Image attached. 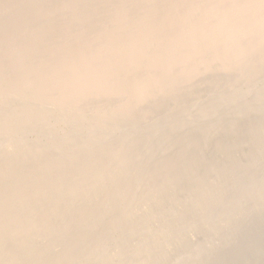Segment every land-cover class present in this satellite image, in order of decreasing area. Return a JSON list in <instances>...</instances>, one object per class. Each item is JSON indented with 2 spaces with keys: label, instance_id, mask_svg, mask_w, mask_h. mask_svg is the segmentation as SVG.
<instances>
[{
  "label": "bare ground",
  "instance_id": "1",
  "mask_svg": "<svg viewBox=\"0 0 264 264\" xmlns=\"http://www.w3.org/2000/svg\"><path fill=\"white\" fill-rule=\"evenodd\" d=\"M41 3L35 0L27 15L23 0H0V91L11 94L0 95V264H264V165L253 167L264 160V111L256 103L264 88L249 92V104H241L242 92H231L235 82L251 89L264 69V0H108L91 14L83 11L89 9L85 0ZM64 8L74 13L58 22L53 15ZM12 11L20 13L22 33L9 38ZM40 15L45 23L35 35L30 23ZM71 40L81 43L71 48ZM11 41L15 48L9 50ZM10 59L16 64L5 66ZM219 79L226 84L225 114L207 115L218 93L197 102L196 123L180 119L195 91ZM15 93L40 98L17 103ZM166 109L176 115L164 124L183 126V137L157 142V164L136 175L143 190L121 180L110 185L115 167L125 162L121 155L130 146L137 151L155 131L145 128L125 136L110 166L104 153H86L87 168L71 176L79 159L67 157L65 141L86 130L65 131L67 118H90L87 125L118 116L141 122ZM50 116L60 122L52 126ZM247 120L259 126L254 142L229 146L241 132L237 123ZM117 125L110 132L124 128ZM16 130L19 147L11 138ZM37 138L48 145L39 146ZM235 150L246 163L229 164ZM59 165L76 186L65 190L58 180L54 197L49 187ZM253 169L259 175L248 180ZM231 175L237 179L224 190ZM89 234L90 242L82 239Z\"/></svg>",
  "mask_w": 264,
  "mask_h": 264
},
{
  "label": "rangeland",
  "instance_id": "2",
  "mask_svg": "<svg viewBox=\"0 0 264 264\" xmlns=\"http://www.w3.org/2000/svg\"><path fill=\"white\" fill-rule=\"evenodd\" d=\"M69 1L74 6H75V4H77L76 0H69ZM107 1L108 0H99V2L101 4L95 5L94 0H85L87 7L89 9L83 10V11L86 12L87 14H91L92 11L98 5L107 6ZM34 2H35V0H23V5H24L23 9L27 15L29 14V12H31L30 7H32ZM55 3L59 4V0H42V3L40 6L46 7L48 4L51 5V4H55ZM65 9L66 8L62 9V11L60 13H58V12L54 13L53 18H56L58 22H62L63 20H65L69 17H72L74 10H70V9L65 10ZM11 15H13V17H11L12 24H11V27L9 29L10 34L7 33L9 38L13 36L14 32H15L16 37H18L22 33V31L16 27V19H18V17L20 16V13L15 14L12 11ZM44 23H45V18L42 15H40L36 20H33L30 23V27H31V29L35 35L39 34V31L42 28V24H44ZM13 26H15V27H13ZM75 30H77V29H75ZM69 43L71 44L70 45L71 48L72 47L74 48L76 46V43H81V42L77 41V40L76 41L71 40ZM60 45H62V44H60ZM7 47L9 48V50H11V48H15V43L11 41L10 44L7 45ZM11 53H14V52L11 51ZM39 53H40V51H38V54ZM35 60H37V59L35 58L34 60H31L29 58L27 60V62L33 63ZM14 61H15L14 59H10L9 61L5 62L6 63L5 66L12 67L14 64H16ZM258 72H259V75H257L255 82L257 81V83L261 86L258 85L259 87L257 88V85H256L257 83H255L256 86L254 85V83L250 84V86H249V87H251V86L256 87L255 88L256 91L252 87H251V89L247 88L245 86V84L241 83V82H235V84L232 85V87H231L232 91L231 92L233 93V95L238 94V92H242L243 93L242 96H245V98L244 97L242 98L243 102H241V104H246L249 102V100L251 99L250 98L251 95H249V92H251L250 94L253 95V92L257 93V89L259 91V89L264 88V84H263L264 83V69H260ZM0 79H5V78H4V76L0 75ZM214 85H218L219 89H217ZM225 86H226V84H225L224 80L219 79V80H215L214 82H212L210 84V86L209 85L205 86V87H203V89L198 88V90L195 91L194 98H192L193 102H191L190 105L186 109H181V113H180L179 118L181 119V118L188 117V119H191V120L195 121V123H196L200 119L199 118L193 119L191 116L195 114L194 109H195L197 102L199 100L209 98L210 95L215 96L218 93H220L219 97H218L219 100H218L217 104L215 103V105L212 108L207 110V115H208V117L209 116H218V117L223 116L225 114V109L223 107V101L225 99V96H224V93H222V92L226 91ZM5 89H7V88H5ZM246 90H247V92H246ZM245 93H248V94H245ZM0 95H1V97H3L4 95H11V94H7L6 92L0 91ZM13 98L15 99V102H17V103H19V101L31 103V100H35V98H40V97L39 96L24 97L21 99L18 96V94L15 93L13 95ZM31 98H33V99H31ZM259 102H260V104H259ZM109 103L110 102H105V104H107V105ZM256 103H258L257 106L259 105L258 106L259 109L262 108L261 111H264L263 110L264 109V107H263L264 106L263 105L264 104V95H261V97L258 98V100H256ZM260 106H261V108H260ZM233 107L234 106H231L230 107L231 109L228 112H231L232 110H234L235 108H233ZM175 112H176V110L174 111V110H169V109L161 110V111H159V110L153 111L152 113H150V116L148 115L146 117H140L139 121H141V122H137L136 120L129 118L128 116H123V117L118 116L117 118L102 119L100 123H96L94 125H87V123L90 121V118L85 119L84 122H82V121L78 122L75 120H70V122H69L68 118H67V120H65V124L63 125V128L65 131L69 132L72 129L77 130V131L86 130V132L81 133V134L78 132L73 133V135H71L69 137V139H67V141H65L66 145L70 146V148L64 149V153L68 154L67 157L68 158L78 157V159H79L77 161L78 164L75 165V168H74L75 170L73 172L70 171L72 173L71 176L75 179L74 175L78 171L83 173L84 170L87 168L89 159L86 158V156H87L86 153L93 154V155H95L97 153H99V154L104 153V157H105L104 163L107 166H110L113 163V158L115 157L114 155L116 154L117 149L119 147L123 146L124 143H126L125 141L127 139L125 138V136H127V135L130 136L132 133H134V131L141 130V128H145L148 131L155 130L154 131L155 134L154 133H147L144 136V138L140 141L139 146H138L139 149L137 151L134 150L133 146H132V148L130 146L128 148L127 152L125 153V155H121L124 157L125 162L123 164L115 167V169H114L115 181L110 185V188L113 189V188H115V186H117L119 184V182L121 180V183L123 181H126L127 183H129L131 185V188H133L135 185H137V186H139L138 189L143 190V188H145V186L143 185L142 182L141 183L139 182L136 175L140 172V170H139L140 167H142V166L144 167L146 165H150V166L154 167L157 164V160H153L154 153L156 152L155 146L157 145V142L162 144L163 140L166 141L167 139H173V138H171L173 135H175L174 140L176 142H179L183 137L182 136L183 126H178V127L173 129L172 127H169L166 124H164V119H166L167 115L175 116L176 115ZM169 113H171V114H169ZM91 114H93L95 116V114L92 111L88 112V115H91ZM126 114L128 115L129 113L126 111ZM158 114H161L160 118H155V119L151 118L153 115H158ZM230 115L232 116L233 113H230ZM48 120H49V123H51L53 126L54 123L60 122V116L58 118L50 116ZM252 120H254V119H252ZM252 120H247L248 122L246 124L244 122H241V121H239L237 123V125H238L236 127L237 131L239 130L241 132L238 135H236L237 136L236 137L237 138L236 143L235 142L230 143L229 146L235 147V144L244 146L246 144L254 142L255 137L253 136V131H255L257 129L258 125H255L257 123H255V124L250 123V121H252ZM233 122H234V120H233ZM99 124H100V126H99ZM114 124H118L117 127L123 126L124 128H120L119 132L114 134V132H110V130H111L110 126L114 125ZM261 124H263L262 127H264V119H263V122H261ZM88 126H91V127L88 128ZM204 127H208V125H204ZM220 128L223 129V128H225V126L221 125ZM163 129H165L164 135H163V132H156V131H160ZM258 130H259V126L257 129V132H258ZM18 131L19 130L14 131L11 138L13 139L12 142H13L14 146L19 147L20 145H23V141L20 140V137L18 136L19 135ZM206 131H207V128H204L201 130V132H203V133H205ZM51 135H54V134L52 132H48L47 136H51ZM3 138L4 137L0 136V145H2V142H3L2 140H4ZM96 139L105 140V141H103V143H105V144L99 148L93 146V140H96ZM229 139H232V138H229ZM192 140H193V142H197L199 139L193 138ZM43 141L46 142L47 138H44V139L37 138L34 142H37V144L39 145V144H43ZM149 142L151 144H149ZM154 142H156V143H154ZM47 145L48 144L46 143V144L39 145V146H47ZM236 151L237 150L232 151V152L229 151L230 152L229 164L234 166V165H236V163L241 162V161L246 163L245 160H243L240 157H237L240 153H238ZM0 153H1V150H0ZM80 157H82V158H80ZM141 159L146 160L147 163H145V164L140 163ZM75 160H77V159H75ZM131 163H134V166H135V168H133V170H132L133 172H131V170H130L131 169V165H130ZM216 164L217 163L215 162V165ZM262 165H264V160H262L258 164H255L253 167L262 166ZM57 169H58V171L56 173L57 175L53 178V180L50 184L51 186L49 187V188H52L50 195H52L54 197H57L56 194H58L60 192V190L55 189V186H56V183L58 180L61 181L63 189H65V190L68 187L72 188V187L76 186L75 181L72 180L73 178H70V176H68L64 172V170H65L64 165L57 166ZM255 171L256 170L253 169L249 173V175L247 177L248 180H253V179H256L258 177L259 174L258 173L254 174ZM86 175H85V177H86ZM100 179L102 180V178H100ZM235 179H237V178L234 175H231L230 177L226 178L223 181V184L225 183L224 190H226V188L229 186L227 184V182H229V180H235ZM158 181H159V179L156 182L160 183ZM178 182H180V181H178ZM146 186H150V184L146 185ZM94 187L95 186H93V185L89 186V193H91V190L94 189ZM232 189H233L232 187H229V190H232ZM104 194H105V192H104ZM104 194L101 195V197L104 196ZM45 197H46V195H45ZM43 201L37 202V203L41 204V205H38V207L43 205L41 203ZM73 208H71V210H70V213H69L70 217L74 215V211H72ZM56 223H57V221L55 222V224ZM86 231L87 230H84L83 232H86ZM82 239L90 242L91 235L89 234V235H87V238H82Z\"/></svg>",
  "mask_w": 264,
  "mask_h": 264
}]
</instances>
